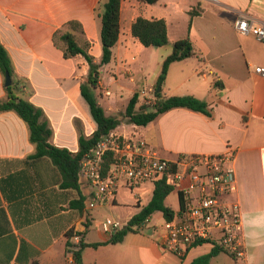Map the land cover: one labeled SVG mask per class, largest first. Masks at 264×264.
Returning a JSON list of instances; mask_svg holds the SVG:
<instances>
[{
  "label": "crops",
  "instance_id": "crops-1",
  "mask_svg": "<svg viewBox=\"0 0 264 264\" xmlns=\"http://www.w3.org/2000/svg\"><path fill=\"white\" fill-rule=\"evenodd\" d=\"M105 1L0 0V38L17 77L28 83L26 96L50 120L52 143L73 153L79 151L78 126L86 136L97 129L81 93L89 65L82 56L65 59L52 38L69 21H79L93 42L91 54L100 61L102 20L95 10L101 3L102 14ZM191 11L197 15L192 17ZM139 17L164 19L169 44L146 48L132 34ZM241 18L264 24V0H158L154 4L122 0L120 38L112 62L101 68V75L109 67L118 83L117 75L122 72L133 84L132 96L138 92L141 103L147 97L153 104L157 97L151 90L156 88L164 60L175 42L189 36L197 56L170 66L161 99L192 95L205 101L211 114L177 108L147 126L127 123L129 133L117 129L113 133L142 137L167 160L222 154L229 146L237 149L239 194L235 199L242 212H260L264 211V78L255 68L264 67V43L238 33L235 24ZM150 68L154 75L146 89L140 85L141 72ZM5 88L0 72V100L7 97ZM98 88L111 93L105 90L102 77ZM35 154L36 145L24 120L14 111L0 112V264H75L68 252V244H76L68 237L70 232L82 234L81 241L89 244L110 239L102 229L106 218L96 221L97 209L114 211L124 205L129 217L120 222L126 226L152 200L155 186L148 183L137 192L123 188L115 205L89 211L87 182L80 177V190L64 188L57 165ZM180 204L178 194L177 206L167 205L177 212ZM150 222L151 217L144 232H129L118 244L84 249L83 264H192L215 249L209 243L196 245L184 257L164 251L152 229L163 223ZM242 244L241 259L220 251L209 264H247L250 253L257 255L258 264H264V247H251L244 236Z\"/></svg>",
  "mask_w": 264,
  "mask_h": 264
},
{
  "label": "built area",
  "instance_id": "built-area-1",
  "mask_svg": "<svg viewBox=\"0 0 264 264\" xmlns=\"http://www.w3.org/2000/svg\"><path fill=\"white\" fill-rule=\"evenodd\" d=\"M235 28L240 35H253L264 43V24L241 18ZM255 72L264 78L263 66L256 67ZM144 99L145 104H152L151 99ZM237 157V149L229 146L222 154L182 155L167 160L144 138L112 132L83 157L80 177L91 189L89 211L115 205L123 188L137 192L148 183L156 188L159 181H165L177 192L181 188L184 201L175 216L162 226L152 225L162 249L184 257L190 248L209 243L241 259L244 256L242 206L235 199L239 194ZM149 220L138 226L137 232H144ZM124 227L111 218L102 222V229L110 237ZM73 239L76 244L70 247V255L74 258L81 236L75 235Z\"/></svg>",
  "mask_w": 264,
  "mask_h": 264
},
{
  "label": "trees",
  "instance_id": "trees-1",
  "mask_svg": "<svg viewBox=\"0 0 264 264\" xmlns=\"http://www.w3.org/2000/svg\"><path fill=\"white\" fill-rule=\"evenodd\" d=\"M142 1L154 4L158 0ZM102 7V14L100 13L101 3L95 10L102 20L101 44L103 52L100 61H97L96 57L91 54L93 42L86 37L83 25L79 21H69L56 30L52 38L54 46L62 51L65 59L82 56L89 65V74L85 82L81 84V93L90 106L97 129L91 136H86L84 130L78 126L79 151L76 153L52 143L54 130L50 120L42 108L36 106L27 98L26 95H29V93L26 94L25 89L28 88V83L17 77L10 53L0 38V72L4 77H6L7 72L10 73L12 78V85L5 88L6 99L0 100V112L14 111L24 120L30 130V140L36 145L35 157H49L57 165L64 179V188L80 190V164L83 157L122 123L119 117L106 113L95 93L101 80V68L112 62L114 58L113 49L120 38L122 0H106ZM190 15L193 17L197 15V12L191 11ZM132 34L146 48H161L169 44L168 27L164 19L149 20L139 17L132 26ZM195 56H197V53L189 36L175 42L172 53L164 60L162 65V72L155 88L156 102L153 104L141 103L140 94L136 92L130 99L124 113L129 123L137 126H147L161 115L177 108H186L206 115L211 114L208 104L195 96H172L161 99L162 90L158 92L159 87L162 89L173 63ZM214 84L217 86L219 82L215 81ZM110 162L111 159L106 165L108 166ZM174 190L175 188L166 185L165 181L157 182L150 203L132 217L123 229L112 235L108 241L91 244L81 241L78 250L74 251L75 264H83L84 249L88 247L97 249L122 242L129 232H137V227L144 224L156 212H162L166 220H171L176 211L166 204V200ZM178 194L182 205L184 194L181 188H179ZM80 195V201L84 203L85 198L82 194ZM75 235L82 236V234L70 232L68 237L73 238ZM72 246L68 244V252H70ZM218 253H220V250L215 248L210 254L195 259L192 264H209Z\"/></svg>",
  "mask_w": 264,
  "mask_h": 264
},
{
  "label": "rangeland",
  "instance_id": "rangeland-1",
  "mask_svg": "<svg viewBox=\"0 0 264 264\" xmlns=\"http://www.w3.org/2000/svg\"><path fill=\"white\" fill-rule=\"evenodd\" d=\"M156 69V64H154ZM136 69L137 66H135ZM142 77H144L143 82L140 84L143 87H146L148 89V85H150L151 77L154 75V69H146L141 72ZM139 72L137 71V75ZM151 75V76H150ZM119 82H115L113 79V75L111 74V70L109 67H106L103 69L102 72V79L105 85V90L111 91V96H108L105 94V91H100L99 88L96 89L95 93L98 98L99 103L102 105V107L107 111L108 115L119 117L122 120L121 125L117 128V131L120 133H129L130 126H128L127 123H129L128 119L125 118V110L126 107L130 101V99L133 97L130 89L133 87V84L129 82L128 77H125V75L121 72L117 75ZM173 79V75L171 77V81ZM139 85V86H140ZM145 104V103H144ZM128 126V127H127ZM178 203V192L177 190H174V192L168 197L167 204L176 207ZM98 210V209H97ZM94 213L96 221H102L103 219L110 217L113 219H117L121 222L127 221L129 217L128 209L125 208V206H119L114 211H111L110 207H104L102 209H99L98 212ZM164 218L161 212H156L151 217L150 224H157V223H163Z\"/></svg>",
  "mask_w": 264,
  "mask_h": 264
},
{
  "label": "clouds",
  "instance_id": "clouds-1",
  "mask_svg": "<svg viewBox=\"0 0 264 264\" xmlns=\"http://www.w3.org/2000/svg\"><path fill=\"white\" fill-rule=\"evenodd\" d=\"M243 236L253 248L264 247V211L249 212L241 214ZM247 264H258L257 255L250 253L247 257Z\"/></svg>",
  "mask_w": 264,
  "mask_h": 264
},
{
  "label": "water",
  "instance_id": "water-1",
  "mask_svg": "<svg viewBox=\"0 0 264 264\" xmlns=\"http://www.w3.org/2000/svg\"><path fill=\"white\" fill-rule=\"evenodd\" d=\"M12 85V78H11V75H10V73H6V77H5V86L6 87H9V86H11ZM161 88L159 87V89H158V92H161Z\"/></svg>",
  "mask_w": 264,
  "mask_h": 264
}]
</instances>
